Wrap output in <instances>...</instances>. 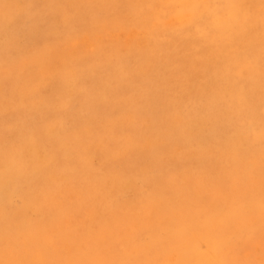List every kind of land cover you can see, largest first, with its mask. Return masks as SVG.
I'll list each match as a JSON object with an SVG mask.
<instances>
[{"label":"rangeland","instance_id":"374dc122","mask_svg":"<svg viewBox=\"0 0 264 264\" xmlns=\"http://www.w3.org/2000/svg\"><path fill=\"white\" fill-rule=\"evenodd\" d=\"M213 1L0 0V264H264V0L215 55Z\"/></svg>","mask_w":264,"mask_h":264},{"label":"bare ground","instance_id":"6f19581e","mask_svg":"<svg viewBox=\"0 0 264 264\" xmlns=\"http://www.w3.org/2000/svg\"><path fill=\"white\" fill-rule=\"evenodd\" d=\"M242 12L241 2L238 0H214L211 4V8L206 9L205 13L199 15L198 18L204 22V24L212 25L214 30V36L209 38L208 50L212 53L221 51L223 48L237 47L239 44L245 41L246 32L250 26L247 24L251 17L245 16L242 21L237 19L240 18ZM202 17V18H201ZM146 40V39H145ZM247 43V42H245ZM251 47L254 45L259 46V40L254 39L248 43ZM240 47V46H239ZM238 48V47H237ZM242 48V46L240 47ZM258 48V47H257ZM256 48V50H257ZM253 49V48H252ZM217 50V51H216ZM217 54V53H216ZM263 54V53H262ZM234 60V58H233ZM235 62V61H234ZM236 68V67H235ZM232 69V67H231ZM230 69V70H231ZM252 72V71H251ZM239 73V72H238ZM248 73V71H246ZM253 75V73H251ZM247 75V74H245ZM250 75V76H252ZM262 79V78H260ZM259 80V79H258ZM253 81V79H252ZM255 83V82H254ZM259 87V86H258ZM257 87V88H258ZM2 88V87H1ZM234 88V87H233ZM236 90V89H235ZM234 90V91H235ZM254 90V89H253ZM252 90V91H253ZM251 91V92H252ZM233 92V91H232ZM231 92V93H232ZM237 94V93H235ZM249 94V93H248ZM251 94V93H250ZM254 94V93H253ZM253 97V96H252ZM243 104V103H242ZM202 117V116H200ZM254 120V119H253ZM253 126V125H252ZM251 126V127H252ZM67 128V127H66ZM101 137V136H100ZM238 138V137H237ZM102 139V138H101ZM107 139V138H106ZM97 141V140H96ZM113 141V140H112ZM86 142V141H85ZM102 142V140H101ZM105 143V142H104ZM96 146V145H95ZM76 147V146H75ZM81 149V147H80ZM86 150V149H85ZM75 151V150H74ZM80 152V151H79ZM97 152V151H96ZM167 152V151H166ZM82 153V152H81ZM82 155V154H81ZM87 155V154H85ZM177 155V154H176ZM188 155V154H187ZM80 156V155H79ZM189 156V155H188ZM202 156V155H201ZM86 158V157H85ZM162 158V157H161ZM34 160V159H33ZM62 160V159H61ZM82 160V159H81ZM181 160V159H180ZM37 161V160H36ZM46 161V160H45ZM49 163V162H48ZM84 163V162H83ZM40 164V163H39ZM44 164V163H42ZM237 164V163H236ZM25 165V164H23ZM16 166V165H15ZM65 166V165H64ZM102 166V163H101ZM35 168V165L33 166ZM53 171V170H52ZM36 173V172H35ZM103 173V172H102ZM175 173V172H174ZM27 175V174H26ZM83 175V173H82ZM197 175V174H196ZM172 176V175H171ZM177 177V176H176ZM106 178V177H105ZM219 178V177H218ZM103 179V178H102ZM190 180V179H189ZM195 180V179H194ZM9 181V179H8ZM1 182V181H0ZM56 182V181H55ZM73 183V182H72ZM9 185V184H8ZM75 185V184H74ZM6 186V185H5ZM169 187V186H168ZM182 187V186H181ZM76 188V187H75ZM104 188V187H103ZM48 189V188H47ZM5 190V189H4ZM69 190V189H68ZM101 190V189H100ZM178 190V189H177ZM6 191V190H5ZM9 191V190H8ZM171 191V190H170ZM196 194V193H195ZM218 194V193H217ZM175 195V194H173ZM205 198V197H204ZM158 199V198H157ZM233 199V198H232ZM127 200V199H126ZM138 200V199H137ZM156 200V199H154ZM46 201V200H45ZM178 201V200H177ZM34 202V201H33ZM169 204V203H168ZM167 204V205H168ZM134 205V204H133ZM176 206V205H174ZM164 208V207H163ZM55 209V208H54ZM122 209V208H121ZM135 210V209H134ZM223 210V209H222ZM243 210V209H242ZM207 212V211H206ZM237 213V212H236ZM228 215V214H227ZM209 216V215H208ZM120 217V216H119ZM228 217V216H227ZM124 219V217H122ZM121 218V219H122ZM8 219V218H7ZM19 219V218H18ZM126 220V219H125ZM134 220V219H133ZM38 222V221H37ZM10 224V223H9ZM21 224V223H20ZM217 224V223H216ZM215 224V225H216ZM10 226V225H9ZM116 226V225H115ZM8 227V226H7ZM121 227V226H120ZM117 228V227H116ZM170 228V227H169ZM24 229V228H23ZM13 230V229H12ZM3 232V231H2ZM28 233V232H27ZM48 234V233H47ZM17 235V234H16ZM28 235V234H27ZM46 237V236H45ZM133 238V237H132ZM21 241V240H20ZM30 242V239H29ZM1 245V244H0ZM29 246V245H28ZM31 247V246H30ZM26 250V249H25ZM32 252V251H31ZM75 252V251H74ZM59 253V252H58ZM27 256V255H26ZM63 256V255H62ZM17 257V256H16ZM15 257V258H16ZM31 263V262H30ZM53 263V262H52ZM56 263V262H55Z\"/></svg>","mask_w":264,"mask_h":264}]
</instances>
